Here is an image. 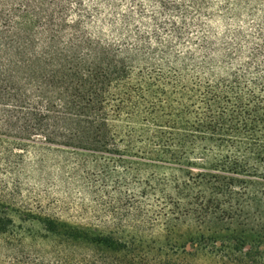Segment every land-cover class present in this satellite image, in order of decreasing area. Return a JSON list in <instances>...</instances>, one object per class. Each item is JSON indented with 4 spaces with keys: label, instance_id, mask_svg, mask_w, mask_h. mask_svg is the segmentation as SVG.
<instances>
[{
    "label": "trees",
    "instance_id": "trees-1",
    "mask_svg": "<svg viewBox=\"0 0 264 264\" xmlns=\"http://www.w3.org/2000/svg\"><path fill=\"white\" fill-rule=\"evenodd\" d=\"M144 3L155 12L143 31L132 16ZM91 5L130 7L117 40L89 28L83 0H0V234L5 178L30 148L56 145L89 160L94 186L154 208L139 212L144 234L122 240L37 220L62 250L94 247L81 264H264V0ZM201 17L235 27L210 38ZM186 224L197 234L182 240Z\"/></svg>",
    "mask_w": 264,
    "mask_h": 264
},
{
    "label": "rangeland",
    "instance_id": "rangeland-1",
    "mask_svg": "<svg viewBox=\"0 0 264 264\" xmlns=\"http://www.w3.org/2000/svg\"><path fill=\"white\" fill-rule=\"evenodd\" d=\"M83 1L91 16L89 28L104 39L117 40L113 32L121 29L119 17L130 7L124 5L116 10L101 7L96 10L91 0ZM142 8L145 13L142 18L133 12V24L143 31L150 30L153 24L149 17L155 8L150 3H144ZM248 23L240 21L238 26L247 28ZM197 26L208 37L218 40L225 35L228 27H235L220 18L206 17H201ZM88 161L56 151V145L28 150L23 157L22 168L17 174L5 178L9 198L6 209L12 224L5 234H0V264H61L66 257L69 260L62 264H81L82 256L96 251L83 243L72 244L62 250L56 235L48 233L37 220L54 223L59 220L90 233L111 234L119 240L133 234H144L138 229L139 212L150 214L154 208L138 205L132 190L102 189L100 182L97 187L94 186L97 176L83 175L85 167L81 165ZM116 194L132 199L124 198L120 202L108 199ZM19 214L30 220L21 222ZM147 219L149 224L152 218ZM192 228L190 224L178 228L182 240L197 234ZM200 233L209 235L205 230Z\"/></svg>",
    "mask_w": 264,
    "mask_h": 264
}]
</instances>
